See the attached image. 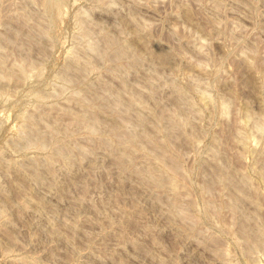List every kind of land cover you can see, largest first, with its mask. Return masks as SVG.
Returning <instances> with one entry per match:
<instances>
[{"label":"rangeland","instance_id":"374dc122","mask_svg":"<svg viewBox=\"0 0 264 264\" xmlns=\"http://www.w3.org/2000/svg\"><path fill=\"white\" fill-rule=\"evenodd\" d=\"M0 264H264V0H0Z\"/></svg>","mask_w":264,"mask_h":264},{"label":"bare ground","instance_id":"6f19581e","mask_svg":"<svg viewBox=\"0 0 264 264\" xmlns=\"http://www.w3.org/2000/svg\"><path fill=\"white\" fill-rule=\"evenodd\" d=\"M59 2V1H58ZM63 3V2H62ZM59 5V4H58ZM59 8V7H58Z\"/></svg>","mask_w":264,"mask_h":264}]
</instances>
